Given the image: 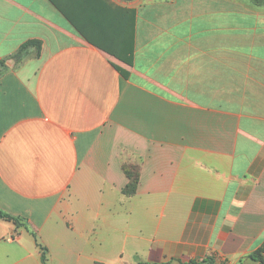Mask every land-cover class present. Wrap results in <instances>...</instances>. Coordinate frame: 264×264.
<instances>
[{
    "label": "crops",
    "instance_id": "crops-1",
    "mask_svg": "<svg viewBox=\"0 0 264 264\" xmlns=\"http://www.w3.org/2000/svg\"><path fill=\"white\" fill-rule=\"evenodd\" d=\"M0 210V264H258L264 0H0Z\"/></svg>",
    "mask_w": 264,
    "mask_h": 264
},
{
    "label": "trees",
    "instance_id": "trees-1",
    "mask_svg": "<svg viewBox=\"0 0 264 264\" xmlns=\"http://www.w3.org/2000/svg\"><path fill=\"white\" fill-rule=\"evenodd\" d=\"M252 1L258 3V2L263 1V0H252ZM30 46H34L36 48L37 53H38L40 50L41 43L39 40H35V39L27 40L26 42H24L20 46V48L18 49L17 53L14 56L18 59H21L23 56L27 55L28 49ZM0 219L13 222L16 226L23 225L20 222V219H21L20 216L12 215V214L5 212L3 210H0ZM30 233L36 238V234L34 231H30ZM36 244L41 249V252H40L41 262L43 264H49L48 257L46 254L47 249L37 241H36ZM249 257L252 260L256 261L258 264H264V241L259 245V247H257L255 250H253L249 254ZM203 262H206L209 264H215L213 258H208V259L204 260ZM191 263L192 264H201V263H197L195 261H191Z\"/></svg>",
    "mask_w": 264,
    "mask_h": 264
},
{
    "label": "rangeland",
    "instance_id": "rangeland-1",
    "mask_svg": "<svg viewBox=\"0 0 264 264\" xmlns=\"http://www.w3.org/2000/svg\"><path fill=\"white\" fill-rule=\"evenodd\" d=\"M21 217V216H20ZM20 222L23 224V225H21V226H16L13 222V225L15 226V229H19V230H23V229H25V230H27L29 233H30V231H32V230H34L33 228H31L30 227V225H29V222L24 218V217H21V219H20ZM27 228V229H26ZM13 237H14V235H12L11 234V237H9V238H11V239H13ZM42 246H44L46 249H47V251H46V254H47V257H48V259H49V250H48V248L45 246V245H43L42 243H40ZM38 249H39V252H41V249L38 247Z\"/></svg>",
    "mask_w": 264,
    "mask_h": 264
},
{
    "label": "built area",
    "instance_id": "built-area-1",
    "mask_svg": "<svg viewBox=\"0 0 264 264\" xmlns=\"http://www.w3.org/2000/svg\"><path fill=\"white\" fill-rule=\"evenodd\" d=\"M118 264H127V263H125V262H120V263H118Z\"/></svg>",
    "mask_w": 264,
    "mask_h": 264
},
{
    "label": "water",
    "instance_id": "water-1",
    "mask_svg": "<svg viewBox=\"0 0 264 264\" xmlns=\"http://www.w3.org/2000/svg\"><path fill=\"white\" fill-rule=\"evenodd\" d=\"M124 1H131V0H124Z\"/></svg>",
    "mask_w": 264,
    "mask_h": 264
}]
</instances>
